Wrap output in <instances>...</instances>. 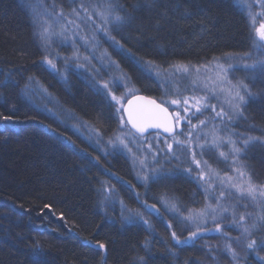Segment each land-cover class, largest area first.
I'll return each mask as SVG.
<instances>
[{
  "label": "trees",
  "instance_id": "1",
  "mask_svg": "<svg viewBox=\"0 0 264 264\" xmlns=\"http://www.w3.org/2000/svg\"><path fill=\"white\" fill-rule=\"evenodd\" d=\"M114 2L116 12L131 19L111 30L115 45L108 47L109 57L137 94L160 103L162 92L146 64L204 65L252 49L250 21L237 0ZM42 51L25 0H0V264H36L37 249L40 264H208L204 243L176 245L164 218L146 213L147 225L123 222L116 207L102 206L103 182L137 205L133 192L140 185L126 157H93V147L35 106L23 89L37 83L103 139L118 130V114L79 74L70 70L61 80L49 71ZM244 78L252 97L242 122L264 136V73ZM243 160L253 180L264 184V145L248 147ZM158 189L179 206L201 197L181 173L155 180L147 193ZM167 221L175 228L173 218ZM97 243L106 245V256Z\"/></svg>",
  "mask_w": 264,
  "mask_h": 264
},
{
  "label": "rangeland",
  "instance_id": "2",
  "mask_svg": "<svg viewBox=\"0 0 264 264\" xmlns=\"http://www.w3.org/2000/svg\"><path fill=\"white\" fill-rule=\"evenodd\" d=\"M25 2L32 14L43 50L42 64L61 80L65 79L68 71H74L86 82H90L93 88L102 92L114 106L115 111L120 104L124 107L127 99L136 94V90L128 79L127 81L121 79L125 74L109 57L107 49L115 45V41L111 38V30L117 24L104 23L99 16L95 15L96 12L103 11L109 5L113 9L112 15H119L116 12L114 0H25ZM237 2L242 6L250 21L253 36L251 51L219 58L204 65H175L166 69L150 64L145 66L159 85L162 92L161 103L171 111L174 120L177 113L184 117L176 125L175 133L177 139L186 142L183 148L176 145L172 137H164L158 133L145 137L135 136L125 120L123 124L121 123L123 108L119 113L116 111L118 130L109 139H103L89 124L79 120L72 112L58 106L50 94L37 83L30 82L23 89L35 106L50 116L58 118L63 125L77 133L93 147V157L106 153H120L126 157L133 178L140 185V189H134L133 192L137 205L126 203L119 195H115L111 185L103 182L100 187L103 207L111 210L116 207V216L123 222L135 221L147 225L148 223H145L146 213L164 218L171 232H175L181 241H187V243L177 244L173 239L176 245H189L197 240L199 244L204 243L203 249L209 254L208 264H255L256 261L257 264H264V246H262L264 245V224L257 223L258 218L264 216V197L258 195L256 200L248 197L241 198L236 188L231 186L233 183L237 185L244 183L237 172V169H240L245 172V178L250 177L257 188H264V184L253 180L243 160L248 147L256 144L264 145V136L249 132L244 127L246 122L244 124L242 122L244 113L242 116L238 115L233 107L236 103L234 94L237 90L233 86L240 83L247 85L244 75L264 73L259 67V62L264 61V48L257 46L259 41L253 28V20L257 27L264 23V0H237ZM45 28L48 32L46 37H42L41 34ZM102 28L107 30V34L101 30ZM45 58L52 60L56 68L53 69ZM254 64L258 65L255 70L245 67ZM185 67L188 71H184ZM221 68L226 71H221ZM115 80H119V85L113 87L112 92L122 98L120 104L112 101L111 96L101 87L105 81ZM129 88L132 91H129ZM248 89L252 93L249 87ZM241 94L244 93L241 92ZM248 99L246 97V100ZM172 100H178L181 103L172 104ZM185 100L188 101L187 105L183 103ZM196 100H200L201 103L206 102L213 107L196 112L194 107ZM185 108H188L187 112ZM217 113L220 115L218 116ZM189 119L192 125L197 126L195 129L188 124ZM200 121H205V123L200 124ZM247 126L250 127L248 124ZM189 132L191 136L188 135ZM117 137L123 138L128 148L122 145L114 147L109 142L118 143ZM250 137L258 139H253L238 157L230 154L232 145L227 143L229 139L236 141L239 146L243 140ZM213 139L220 144V147H210ZM168 144H172V152L168 151ZM198 145H204V147L201 148ZM129 148L131 151L128 150ZM193 152L196 153V159L201 161L200 168L193 163ZM220 152L228 154V158L220 156ZM92 160L96 161L95 158ZM203 161H207V165H204ZM188 168H192L193 171L186 172L185 169ZM201 169L205 173L204 179L199 177ZM174 173L189 177L197 185L201 195L198 201L194 198L186 203L187 205L180 204V206L174 200L169 199L178 211L170 210L162 202V197H166L161 194L164 190L158 189L156 193H147L148 185L150 186L152 182ZM145 175L159 178L145 182L142 179ZM227 177H232V180L228 181ZM125 184L131 188L129 183ZM221 192L224 193L223 196L220 195ZM152 205H155V208H152ZM209 206L216 211L198 219H186L190 214L195 215L202 210L209 209ZM241 216H245L246 219L240 221ZM170 218L176 221L175 228H172V223L167 221ZM253 223H257V227L252 229L251 235H244L243 227ZM217 224L221 227L219 232L216 231ZM193 232L198 234L193 237ZM237 237L240 238L239 242H237ZM252 240L256 241V246L254 249H248L247 244ZM228 244H231L232 250L236 253L235 258L227 251L226 245Z\"/></svg>",
  "mask_w": 264,
  "mask_h": 264
},
{
  "label": "snow or ice",
  "instance_id": "3",
  "mask_svg": "<svg viewBox=\"0 0 264 264\" xmlns=\"http://www.w3.org/2000/svg\"><path fill=\"white\" fill-rule=\"evenodd\" d=\"M81 7H84L83 5H81ZM101 7V6H98ZM87 9H85L86 11ZM113 9L112 6L109 5L106 9H104L103 11H99L96 12L95 15L99 16L100 19L104 22V23H114V24H121L124 23L126 20H130L131 17H125V16H120V15H112ZM253 28H254V32H255V36L257 38V40L259 41V44L257 45L260 48H264V23L260 24L258 27L255 24V20H253ZM103 31H105V33L107 34V30L106 29H101ZM48 32V29L45 28L43 33L41 34L42 37H46V34ZM113 40L115 39L114 37H111ZM118 43V42H117ZM120 47H123L122 45H120ZM46 59V62L53 68H56V65L52 62V60L50 59ZM115 63V62H113ZM151 63V62H148ZM248 68H251L253 70H255L258 65L254 64V65H250V66H245ZM259 67L260 70L262 72H264V61L259 62ZM184 71H188L187 67L184 68ZM221 71H226L223 68H221ZM121 79L127 81V77L126 76H122ZM119 85V80H115V81H105L102 84V88L104 90L107 91V94L111 96V100L115 101L117 104H120L121 101V97H117L115 94H113L112 92V88L116 87ZM127 83H125V87H127ZM233 87L237 88L235 94H234V100L236 101V103L233 105L236 113L240 116L243 115V107L247 104L248 100H246V97H248L249 99H251L252 97V93L249 91L248 89V85L244 84V83H240L239 85H234ZM129 91H132L131 88H129ZM241 92H243L244 94H241ZM138 99H143L142 97H138ZM206 100V98H205ZM150 105L153 106L152 109H149L147 111H145L142 114H134L133 110L131 108L125 109V111L127 112V116H128V123H130L132 125V127L136 130V133H139L141 136L144 135L145 132L148 131L149 128H156V129H162L164 133H168L171 137L172 140L174 141V143L178 146H180L181 148L184 147V145L186 144L185 141H181L179 139H177L176 135H175V128L176 125H178L180 123V121L182 119H184V117H181L179 115V113L176 114L175 117V123H173L172 117L168 114V110L167 108H163L161 105L156 104L155 101H149L148 102ZM172 104H179L181 103V101L178 100H172L171 101ZM183 103L185 105L188 104V101L185 100L183 101ZM129 105H131V101H129ZM195 110L196 112H201L202 109H206L208 107H213L209 104L205 103H201L200 100H196L195 102ZM123 108V105L120 104V107H118L116 109V111L119 113L121 111V109ZM185 111H188V108H185ZM217 115L219 116L220 113H217ZM231 118V117H229ZM4 119H9V117H4ZM121 123H124V119L123 117H121ZM205 121H200V124H204ZM188 124L192 126L193 129H195L197 126L196 125H192L191 120H188ZM130 135H132L130 133ZM189 136H191V132L188 133ZM197 139H199V137H197ZM253 139H258V138H248L243 140V142L237 146L236 141H233L231 139H229L227 141L228 144L232 145L231 150H230V154L234 155V156H239L240 154H242L244 152V150L248 147V145L250 144V142ZM116 140L118 141V143H116L115 141H109L110 143H112L114 145V147H119V146H123L124 148H128V145L125 143L123 138L117 137ZM207 143V141H206ZM199 147L203 148L204 145H198ZM210 147H220V144L217 143V141L215 139H213ZM168 151L172 152V144H168L167 145ZM129 151H131V149H128ZM173 156H175V153H173ZM220 156L224 157L225 159L228 158V154L224 153V152H220ZM177 159L179 157H176ZM192 160L193 163H195L197 168H200L201 165V161L196 159V153L193 152L192 153ZM204 165H207V161H203ZM141 164L143 165V161H141ZM186 172L191 173L193 171L192 168H188L185 169ZM238 175L241 178L242 181H244V183H242L241 185H237V184H232L231 186L236 188V190L240 193L241 198L244 197H248L251 198L252 200H256L257 196L259 195L260 197H264V188H257L251 181L250 177H246V174L244 171L237 169ZM205 173L203 171V169H201L200 173H199V177L200 179H204ZM159 177L157 176H143L142 179L147 182L149 179H157ZM228 181L232 180V177H227ZM221 196L224 195L223 192H221L220 194ZM162 202L165 203L166 206H168L170 208V210H174V211H178V209L175 208L174 204H171L169 199L167 197H162ZM47 207V206H46ZM152 208H155V205L151 206ZM210 209V211H209ZM209 209H205L202 210L199 213H196L195 215L190 214L188 217H186V219L189 220H193V219H198L199 217H203L206 214H211L214 213L216 210L215 209H211V206H209ZM158 211V210H157ZM224 211H227V209H224ZM139 215V214H137ZM131 219V218H130ZM213 219H215V217H213ZM246 219L245 216H241L240 217V221H244ZM145 223H147V221H145ZM257 223H262L264 224V216H261L258 218V222ZM257 223H253L249 226L243 227V234L244 235H251L252 229L257 227ZM169 227H171V225H169ZM216 231H221V227L219 224L216 225ZM198 233L193 232L192 236L195 237ZM226 235V234H225ZM172 238L176 241L177 244H181V243H187V241H181L179 238H177L176 233L173 232L172 233ZM240 238L237 237V242H239ZM256 246V241L252 240L247 244L248 249H254ZM264 246V245H262ZM96 247L98 249L104 250V255L106 256V252H107V248L106 245L103 243H97ZM226 249L228 252H230L233 256V258H235L236 253L232 250V246L231 244L226 245ZM35 259H36V264H40V250L37 249L36 252L34 253ZM103 259V257H102ZM141 261L143 260V257L139 258Z\"/></svg>",
  "mask_w": 264,
  "mask_h": 264
},
{
  "label": "water",
  "instance_id": "4",
  "mask_svg": "<svg viewBox=\"0 0 264 264\" xmlns=\"http://www.w3.org/2000/svg\"><path fill=\"white\" fill-rule=\"evenodd\" d=\"M138 97H142L143 99H138ZM129 101H131V105H129ZM149 101H155L156 104L161 105L163 108H167L164 105H162L161 103H159L157 100L153 99L150 96L144 95V94H134V95L130 96L127 99V101L125 102V105L123 107L124 120H125L128 128L130 129V131L137 136H141V135L139 133H136V130L132 127V125L127 122L128 116H127V112L125 111V109L131 108L133 110L134 114L139 115V114H142L145 111L153 108V106L148 103ZM167 110H168V114L172 117L173 123H175L171 111L168 108H167ZM175 131H176V128H175ZM153 132H159L163 136H170L168 133H164L162 129H156V128H149L148 131L145 132L143 136H145L149 133H153ZM94 247H96V246H94Z\"/></svg>",
  "mask_w": 264,
  "mask_h": 264
}]
</instances>
